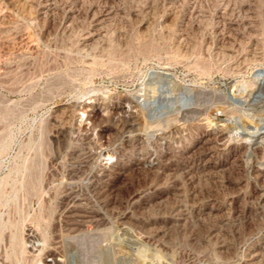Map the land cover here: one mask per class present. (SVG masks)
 Masks as SVG:
<instances>
[{"label":"rangeland","instance_id":"1","mask_svg":"<svg viewBox=\"0 0 264 264\" xmlns=\"http://www.w3.org/2000/svg\"><path fill=\"white\" fill-rule=\"evenodd\" d=\"M18 1L12 0L11 2V0H0V264H16L19 261L21 262H19V264H44L45 262H49L47 259L52 258V256L45 254V249L48 248V245H51L52 240H56V237H54L55 234L56 236L62 234L60 242L63 241L61 242V249L63 246L62 252L65 254V256H63L65 264H99V261L102 260L101 258H104V261L117 260L119 264H128V262L129 264H134L130 258L124 255L120 256L121 254L119 255L114 251H110L112 250L110 247L111 245H108L112 241L113 236H116L121 231L124 226L123 224H125L127 220V216L140 215V213H143L141 214L142 216L147 214L146 217H152L156 214L155 212L167 209L172 203L174 196H172L173 194L171 191L168 192L167 183L165 184L166 179L163 180L166 176L163 173L156 175L145 167L140 169L132 168L129 166V162H127L126 166L124 165L127 169V173L125 172L120 176L113 173L112 179L104 180L102 174L103 170L110 168V170H113L112 167H114L121 157L120 153L126 138V132L124 129L122 130V125L125 119L134 117L141 126L140 135L144 140L145 146L148 145L146 146L147 150H152L151 152L154 151L153 153L156 155L157 153L161 154L167 150L169 154H167L169 157L168 166L172 168L177 167V164L179 165L184 161L189 165L192 164L194 167L193 172H197V166H199L202 161L199 156V149L197 150L198 144L194 145V143L198 139L204 138L210 127L217 126L213 122L209 123L207 117H214V115H216L220 117L219 119H223V117L225 119L226 117L222 115V111L218 109V107L229 103L230 100H227L228 94L234 95L235 93L245 92V90L255 86L252 80L253 67L255 65L264 66L263 56L260 60H253L249 65L244 66L246 70L243 67L244 69L240 68L238 72L235 69L238 68L236 64L240 56L236 55L237 57L235 56V58L231 57V61L230 58H225L226 61L223 57V60L219 59L221 56L215 53L218 46L226 45V40L232 39L228 38V28H222L223 23L221 14L224 11L222 6L228 4V7L224 6L228 9L232 7L233 4H236L237 7L236 5L233 6V10L236 9L235 11L231 9L227 11L225 8L227 11L225 12L228 17L233 14V16H230L231 19L236 18L237 21L242 22V19H244V15H242L244 11L241 8V4L250 1L174 0L170 3V0H58L55 2L58 3L55 4V8H52L56 10H48L45 14L40 13L38 6V2L43 0H34L33 3L38 1L34 4L31 3L32 0H30L29 3L32 5L29 7L30 13L26 12L28 7L25 8L22 3ZM251 1L253 5H257V7H254L256 10L255 12L258 14L254 13L256 18L253 17V19L256 24L257 22L258 24L261 23V28L260 24H257L258 30H260L259 32L262 34H260V36L258 34V36L260 39L264 40V30L262 29L264 28V3L261 2L264 0ZM16 2L19 5H15ZM192 5H194L195 9L192 8ZM16 6H20V8L23 6L25 10L21 8L22 11L19 7L16 8ZM110 6L113 7H111L113 11L115 10L118 12L114 11L115 13L112 15V17H114L108 19L110 24L107 21V26H109V30L111 29L109 31L108 27H106L108 30L107 33H111L109 36L106 35L105 38H107V41L105 39L104 42L99 41L104 46L100 45V43H96L97 45L95 44L92 47L94 49L91 48L90 52L88 47L83 43V34L94 27L93 24L95 23V19L104 14ZM32 7L36 8L32 9ZM197 8H199V10ZM238 10L241 11L239 12ZM200 12L202 14H200ZM27 13L30 14L31 17L27 15ZM239 14L242 16H239ZM42 15H44V17ZM92 15L95 16L93 17ZM241 17L243 18L241 19ZM74 22H76V25L78 23V25L76 26ZM69 25H72V29L77 30H72V32H70V28L68 27L71 26ZM203 27L205 28L201 31ZM184 28H187V31L189 30V34ZM82 29L84 30L82 31ZM243 30L246 31L245 28H239L237 38L239 40L242 39L240 41L243 46H247L249 43L247 39L248 36ZM46 32L50 35H47ZM65 32L70 34L67 35ZM119 33L121 34L119 35ZM221 33H223L222 37H219ZM44 35H47V37H45L48 39H46ZM183 35L186 36V38ZM224 35L225 37H223ZM241 35L243 37H241ZM120 36H122V38ZM181 36H183L184 39ZM188 36H190V38ZM188 38L191 40L192 44L196 43L193 45H196L197 48L191 47L192 44L188 42L190 41ZM178 39L182 42L187 39V41H184L185 44L181 42L185 45L182 46V51L188 49H184V47H189L188 50L184 51L186 54H183L186 58H183L182 55V57L177 55L179 59H176V52L171 56L173 52H170L173 51V49L175 51V45ZM222 39L224 40L223 42ZM260 39L258 40L260 41ZM150 40L153 41L151 42ZM262 40L259 42V46H261L260 44L262 43V49L264 51V42H262ZM159 41H161V43ZM220 41L222 43L221 45ZM198 42L201 44L204 42V46L201 47V44L199 43V45ZM154 43L157 45H153ZM172 45L175 47L173 48ZM166 46L168 48L171 46V51H169ZM103 47L107 48L104 49ZM150 47L156 50V52ZM206 47H209L207 48L208 50L202 53L203 50H206ZM199 49L202 50L201 53ZM150 50L153 52L151 53ZM205 55H207L206 58ZM204 67H206V70ZM153 87L154 90L152 89ZM197 91L200 92V95L198 94V96L194 98V102H197L193 105V113L192 111L186 112L182 109L183 107H181L180 102H183L181 100L186 98L187 95L197 93ZM148 98H150V100ZM90 100L91 103H88ZM151 100H153V102H150V104L149 101ZM65 108L71 109L66 110ZM89 112L92 114L91 119L87 118ZM257 112L263 115L264 108L258 107ZM54 114L58 115L55 116ZM59 115H61L62 118ZM71 118L74 121H71ZM56 121L58 122L56 123ZM67 122H71L72 124H67ZM120 123H122V125ZM222 123L223 121H220V124ZM58 126L61 130H59ZM118 128L122 131L118 130ZM106 150L110 151L109 153L111 156H109ZM228 150L229 148L220 149L218 155L224 157L227 155ZM104 151H106L107 154ZM87 162H89V164ZM85 163L88 165L87 167ZM249 168L248 166L247 169ZM243 171L245 172L246 168H232V172L228 171L229 173H226V180L232 179L233 190L239 187V185L234 182L237 181L235 175L238 178H244L245 181H243L244 183H242V186L245 189L249 188L248 190H251L254 187V179L248 176L247 171V175L244 176L246 172L244 173ZM76 172L78 174L75 176ZM112 172H114V170ZM152 173L154 175V180L153 178L151 179L153 176ZM148 174H150L149 177ZM239 174H241V176ZM72 176H75V179ZM97 177H99L98 180ZM195 177H199L197 181H199L200 178L202 179L199 181V186L196 184V178H194V181L190 179H186V181L183 180L184 182L181 180L178 181V183L187 182V184H183V187L185 185V190L189 188L185 191V194H187V196L189 195V200H194L195 198V203L191 206L188 214L189 218L185 224L182 225H185L184 228L179 226L177 229L175 227L170 230L171 235L174 233L173 236L170 235V240H175V245L172 243L173 241H170L175 251L174 254L172 249V256L176 255V258H178L184 255V257L181 256L183 260L181 259L179 264L187 263L188 261L186 260L191 262V260L195 258L191 256L193 255V248L195 251L202 249L203 244H205L203 241L206 242L207 240L205 246L207 247L209 244L208 247H211L207 249L218 251L222 256H226L230 251L227 252L225 250L226 253L223 249L220 250L218 245L221 237H223L222 234L226 239L227 237L229 239L232 237L231 241L229 239H227V241L229 244H233L240 241L245 236L246 232L254 228L253 222L246 216V213L244 214L243 211V213H241L240 211L232 209L235 213H232V215L234 214L232 216L233 218H231L232 221L231 219L228 220V223L224 225L222 230H218V225L221 220L216 216L206 213V210L209 212L210 205L212 204L211 201L213 198L221 195L225 188L221 185L222 183L220 181L218 182V180L212 177L206 176V179L209 178L208 180L203 178L205 176L202 177L199 176V174H196ZM150 181L151 183H149ZM152 181H157L154 187ZM146 183H148V185H146ZM245 183L246 185H244ZM157 185H160V187L156 188ZM190 185L192 188L194 186V188L192 189ZM142 188L149 189V192L145 197L139 198L138 193L143 190ZM153 188L155 190H153ZM68 189L73 190L69 191ZM99 189H101V191ZM198 189L200 191H198ZM222 189L223 191H221ZM196 191L203 193L204 197H206L204 198L202 194L199 193L197 195L194 194ZM66 192L68 193L66 194ZM74 192L76 194H74ZM68 194H74L78 198L82 197L84 201V205L82 206L85 208L88 207L87 209H92V207L95 209L94 207L98 206H100L98 208H104L107 204L103 210L106 209L107 212L110 211L108 213L110 217L107 215L104 218L105 220L108 217L107 221L98 220L99 222L96 221V224L94 222H92V224L89 221L88 223L91 224L89 225L86 222L85 226L87 227H85V230L87 231H85L83 227V232L80 230V232L77 231L79 233H71L72 231L70 232L65 228L66 231H68L66 232L64 226L68 218V209L64 202L66 201L65 199L68 198ZM168 195L171 196L169 197ZM194 195L195 197H193ZM103 196H105V198ZM84 197L87 202H85L86 200ZM100 197L101 200H98ZM197 197L199 198L198 200ZM170 199H172L170 201L171 203L167 206L168 201L166 200ZM152 202L157 206L159 205L158 207L162 209L157 208ZM96 204L97 206H95ZM233 206H237V203H234V205L232 204V208ZM107 207L109 208L107 209ZM149 207L150 211L153 210L152 213H150ZM113 208L115 210H112ZM236 210H239V208ZM120 211L125 212L122 214ZM236 214L237 216H235ZM196 216L199 217L197 218ZM211 217L219 221L217 222L215 219L214 221ZM100 221L102 222L101 224H99ZM238 221L241 223L238 224ZM244 221H246V223ZM58 223L61 225L59 226ZM105 223L107 225H105ZM98 224L100 227H103L100 229ZM190 224H193V226H189ZM92 225L95 227V230ZM153 225H156V223ZM147 226L150 227V225ZM236 226L238 227V231ZM28 227L32 229L35 227V233L39 237L37 243H42L44 247L40 251L36 250L37 254L34 251L40 258L39 256L37 258L34 254L36 258L34 259L33 254L29 253L31 248H33L31 242H27L25 245L22 240L21 242L23 243L20 244V238L27 231ZM41 227H43V234H47L46 239L44 236V239L41 237L43 235L41 234ZM57 227L59 230L62 228L63 233H60L59 230L56 229ZM182 229H184L183 232ZM216 231L220 232L217 233ZM239 231L241 233L240 236H238ZM69 232L71 233L70 235ZM176 232L178 234H175ZM221 232L224 233L221 234ZM77 234L80 235L78 236ZM234 234L236 235L234 236ZM109 236L110 239L108 241L107 239ZM64 239L66 240L64 241ZM179 239L180 241L178 242L177 240ZM43 240L45 241L44 244ZM184 244L185 246H183ZM27 245L28 247L31 245V247H29L30 249L26 247L28 248L26 249L28 252H26V250L22 252L21 248H25ZM107 248H110V250ZM190 249L191 251H189ZM180 252L184 253L181 254ZM28 253L29 255H27ZM122 258H126L127 260H123ZM16 260H18V262ZM129 260H131V262Z\"/></svg>","mask_w":264,"mask_h":264},{"label":"bare ground","instance_id":"2","mask_svg":"<svg viewBox=\"0 0 264 264\" xmlns=\"http://www.w3.org/2000/svg\"><path fill=\"white\" fill-rule=\"evenodd\" d=\"M14 1V0H13ZM18 1V0H17ZM22 5L26 8V12H29V7L32 6L30 5L29 1L30 0H19ZM18 1V2H19ZM34 0H32L31 3H33ZM58 0H43L41 2H38V6H39V9H40V13H44L48 10H53L55 8V4H58V3H55L57 2ZM76 1V0H75ZM174 0H170V3L173 2ZM183 1V0H182ZM188 1V0H187ZM192 1V0H190ZM230 2V0H228ZM244 1V0H243ZM247 1V0H246ZM250 2H246V3H242V9H243V14L244 15V19H242L243 17H241V19L243 20L242 22H239L235 19H231L230 16L233 14H231L229 17L227 16V11L228 9H231L232 11H235L233 10V6H235L234 4L232 5V7H229L228 9L224 6H227V5H224L222 6L224 9L223 13L221 14V20H222V23H223V26L222 28H228V38L231 39V40H226V45H223V46H218V49L217 51H215V53H217L218 55L221 56V58H218L219 59H222V57L225 59V58H230V61H231V57L235 58L236 55L240 56L237 64H236V67H238L237 70L238 72L240 70V68H243L244 66L246 65H249V63L253 60H260L264 54H263V47H262V43L260 44L261 46H259V42L262 40L260 39V30H258V22L256 24L255 20L253 19V17H255L254 13H257L255 12V7H257V5H253V2L251 0H249ZM255 1V0H253ZM261 1V0H259ZM12 2V0H11ZM36 2V1H35ZM34 2V3H35ZM36 2V3H37ZM169 2V1H168ZM176 2V1H175ZM195 2V1H194ZM227 2V1H226ZM233 2V1H231ZM264 3V1H261ZM33 3V4H34ZM112 3V2H111ZM168 3V4H170ZM191 3V2H190ZM200 3V2H199ZM224 3V2H223ZM234 3V2H233ZM241 3V1H240ZM239 3V4H240ZM262 3V4H263ZM15 4V3H13ZM18 3L16 2L15 5H17ZM167 4V5H168ZM175 4V3H174ZM186 4V3H185ZM188 4V3H187ZM196 4V3H195ZM225 4V3H224ZM230 4V3H229ZM12 5V4H11ZM19 5V4H18ZM82 5V4H81ZM113 5V4H112ZM121 5V4H120ZM14 6V5H13ZM23 6H21V8H23ZM116 6V5H115ZM152 6V5H151ZM173 6V5H172ZM194 8V5H192ZM197 6V5H196ZM230 6V5H229ZM264 6V5H263ZM20 6H16V8ZM37 7V6H36ZM34 7V8H36ZM71 7V6H70ZM69 7V8H70ZM81 7V6H80ZM112 6H110L109 9H107L106 12H104V14L102 15H98L99 17H97L95 19V23L93 24L94 27L91 29V30H87L84 34H83V43L85 46L88 47V49L90 50L96 43H100V42H104V39L106 40L107 38L106 35L109 36V34L111 32H109V34L107 33L108 30H109V26H107V21L108 19L113 18L112 15L117 12V11H113L111 9ZM117 7H118V4H117ZM200 7V6H199ZM228 7V6H227ZM237 7V5H236ZM20 8V9H21ZM25 8H23L25 10ZM32 7V9H34ZM53 8V9H52ZM74 8V7H73ZM77 8V7H76ZM113 8V7H112ZM151 8V7H150ZM172 8V7H171ZM225 8L227 9V11L225 10ZM19 9V11H20ZM31 9V8H30ZM31 9V10H32ZM72 9V8H71ZM149 9V7H148ZM195 9V8H194ZM199 10V8H197ZM240 9V8H238ZM241 9V10H242ZM22 10V9H21ZM56 10V9H55ZM53 10V11H55ZM78 10V9H77ZM192 10V9H191ZM197 10V11H198ZM240 10V11H241ZM23 11V10H22ZM37 11V9H36ZM35 11V12H36ZM226 11V12H225ZM231 11V12H232ZM239 11V10H238ZM239 11V12H240ZM258 11V10H257ZM33 12V11H32ZM31 12V14H32ZM196 12V11H195ZM194 12V14H195ZM202 12V11H201ZM200 12V14H202ZM237 12V11H236ZM30 13V12H29ZM47 13V12H46ZM118 13V12H117ZM190 13V12H189ZM230 13V12H229ZM264 13V12H263ZM49 14V12H48ZM46 14V15H48ZM51 14H52V11H51ZM238 14V13H237ZM239 14V16L241 15ZM258 14V13H257ZM262 14V13H261ZM27 15L30 16V14L27 13ZM116 15V14H115ZM125 15V14H124ZM197 15V13H196ZM218 15V14H217ZM236 15V14H235ZM241 15V16H242ZM44 17V15H42ZM76 16V15H75ZM93 17L95 15H92ZM120 16V15H119ZM192 16V15H191ZM237 16V15H236ZM31 17V16H30ZM73 17V16H72ZM80 17V16H79ZM122 17V16H121ZM198 17V15H197ZM238 17V16H237ZM35 18V17H34ZM240 18V17H239ZM256 18V17H255ZM33 19V18H32ZM72 19V18H71ZM74 19V17H73ZM128 19V18H126ZM199 19V18H198ZM206 19V18H205ZM238 19V18H237ZM189 20V19H188ZM196 20V19H195ZM219 20V19H218ZM217 20V21H218ZM240 20V19H239ZM43 21V20H42ZM72 21V20H71ZM117 21V20H116ZM5 22V21H4ZM77 22V21H76ZM76 22H74V24L76 25ZM110 21H108L109 23ZM115 22V21H114ZM194 22V21H193ZM197 22V21H196ZM260 22V21H259ZM69 24H71L70 22H68ZM73 23V22H72ZM90 23V22H89ZM124 23V22H123ZM187 23V22H186ZM198 23V22H197ZM202 23V22H201ZM217 23V22H215ZM220 23V22H219ZM2 24V23H1ZM5 24V23H4ZM67 24V23H66ZM65 24V25H66ZM86 24V23H85ZM110 24V23H109ZM121 24V23H120ZM182 24V23H181ZM191 24V23H190ZM260 24V28H261V23ZM258 24V25H259ZM64 25V26H65ZM68 25V24H67ZM78 25V23H77ZM76 25V26H77ZM118 25V24H117ZM125 25V24H124ZM199 25V24H197ZM222 25V24H221ZM27 26V25H26ZM63 26V27H64ZM71 27H68L70 28V32H72V30H77V29H72V25H69ZM183 26V25H182ZM187 26V25H186ZM190 26V25H189ZM204 26V25H203ZM215 26V24H214ZM217 26V25H216ZM263 26V25H262ZM43 27V26H42ZM80 27V26H78ZM77 27V28H78ZM90 27V26H89ZM106 27H108V30L106 29ZM163 27V25H162ZM185 27V26H184ZM5 28V27H4ZM81 28V27H80ZM172 28V27H171ZM183 28V27H182ZM197 28V26H196ZM201 28V27H200ZM205 27H203L201 29V31L204 29ZM239 28H245L246 31H244L246 34H247V39L249 41L248 45L247 46H243V44L241 43L240 40L242 39H238L237 38V35H238V30ZM57 29V28H56ZM63 29V28H62ZM66 29V27H65ZM87 29V28H86ZM199 29V28H198ZM264 30V28H262ZM84 29H82L83 31ZM111 30V29H110ZM109 30V31H110ZM173 30V28H172ZM171 30V31H172ZM184 30L187 31V28ZM183 30V31H184ZM216 30V29H215ZM223 30V29H222ZM115 31V30H114ZM182 31V32H183ZM189 31V30H188ZM187 31V33L189 34V32ZM200 31V30H199ZM220 31V30H219ZM259 33H258V32ZM49 32V31H47ZM46 32V33H47ZM61 32V31H60ZM64 32V31H63ZM69 32V31H68ZM78 32V31H76ZM160 32V31H159ZM170 32V31H169ZM178 32V30H177ZM181 32V33H182ZM222 32V31H221ZM242 32V31H241ZM50 33V32H49ZM49 33H47V35H50ZM66 33V32H65ZM83 33V32H82ZM113 33V32H112ZM143 33V32H142ZM147 33V32H146ZM176 33V32H175ZM180 33V34H181ZM184 33V32H183ZM186 33V34H187ZM52 34V33H51ZM61 34V33H60ZM67 35H69L68 33H66ZM76 34V33H75ZM121 33H119L120 35ZM222 34L221 33V36L219 37H222ZM245 34V35H246ZM259 34V36H258ZM47 35H44V37ZM66 35V36H67ZM147 35V34H146ZM160 35V34H159ZM173 35V34H172ZM216 35V33H215ZM244 35V34H243ZM262 35V34H261ZM107 36V37H108ZM145 36V35H144ZM167 36V35H166ZM177 36V35H176ZM184 36V35H183ZM183 36H181L183 38ZM206 36V35H205ZM204 36V37H205ZM232 36V37H231ZM45 37V38H46ZM49 37V36H48ZM69 37V36H68ZM67 37V38H68ZM122 38V36H120ZM123 37H124V34H123ZM147 37V36H146ZM172 37V36H171ZM186 38V36H184ZM190 38V36H188ZM201 37V36H200ZM218 37V38H219ZM225 37V35L223 36ZM227 37V36H226ZM239 37V36H238ZM241 37H243L241 35ZM259 37V38H258ZM82 38V37H81ZM176 38V37H174ZM188 38V39H189ZM191 38H192V35H191ZM194 38V37H193ZM210 38V37H209ZM217 38V39H218ZM48 39V38H46ZM145 39V38H144ZM151 39V38H150ZM161 39V38H160ZM184 39V38H183ZM182 39V40H183ZM216 39V40H217ZM246 39V40H247ZM260 39V41L258 40ZM109 40V39H108ZM143 40V39H142ZM148 40V38H147ZM154 40V39H153ZM152 40V41H153ZM158 40V39H157ZM176 40V39H175ZM187 41V39H185ZM184 40V41H185ZM190 40V39H189ZM198 40V38H197ZM245 40V39H244ZM55 41V40H54ZM66 41V40H65ZM75 41V40H74ZM100 41V42H99ZM107 41V40H106ZM114 41V40H113ZM140 41V40H139ZM151 41V40H150ZM151 41V42H152ZM174 41V40H173ZM184 41L182 42L181 40L178 39V41L176 42V48H175V51L173 49V51L170 50V48H167L169 49V51H171L170 53L171 56L174 54V52H176V59L178 58L177 55L179 56H183V54H186V52H184L185 50H188L189 47H184L185 48H188V49H183L184 51H182V46H185L183 45L182 43H184ZM194 41V40H193ZM224 40L222 39V42ZM76 42V41H75ZM148 42V41H147ZM149 42V43H151ZM157 42V41H156ZM161 43V41H159ZM182 42V43H181ZM189 43L191 42L188 41ZM187 42V44H188ZM228 42V43H227ZM245 42V41H244ZM262 42H264V40H262ZM82 43V42H81ZM108 43V42H107ZM115 43V42H114ZM142 43V41H141ZM200 42H198L199 44ZM204 43V42H203ZM202 43V44H203ZM209 43V42H208ZM216 43V42H215ZM214 43V44H215ZM116 44V43H115ZM146 44V43H145ZM152 44V43H151ZM172 44V42H171ZM175 44V43H174ZM173 44V45H174ZM185 44V43H184ZM186 44V45H187ZM192 44V42H191ZM190 44V45H191ZM193 44H196V43H193ZM191 45L192 48L196 47V45ZM201 44V43H200ZM199 44V45H200ZM201 44V47L204 46V44L202 45ZM218 44V42H217ZM221 41H220V45H221ZM83 45V46H84ZM97 45V44H96ZM100 45L104 46L103 44L100 43ZM99 45V46H100ZM114 45V44H113ZM142 45V44H141ZM155 45V43L153 44ZM152 45V46H153ZM157 45V44H156ZM155 45V46H156ZM168 45V44H167ZM172 45V47H173ZM219 45V44H218ZM264 45V44H263ZM82 46V45H81ZM98 46V47H99ZM160 46V45H159ZM174 46V47H175ZM189 46V44H188ZM216 46V45H215ZM86 47V48H87ZM108 47V45H107ZM107 47H103L104 49H106ZM149 47V45H148ZM173 47V48H174ZM96 48V47H95ZM110 48V47H109ZM116 48V47H115ZM152 50L153 48L150 47ZM156 48V47H154ZM197 48V47H196ZM195 48V49H196ZM200 48V46H199ZM209 47H206V50H200V53H204V51H207ZM84 49V48H83ZM94 49V48H92ZM101 49V47H100ZM143 49V48H142ZM166 49V48H165ZM167 49V50H168ZM191 49V48H190ZM81 50V49H80ZM87 50V49H86ZM98 50V49H97ZM114 50V49H113ZM159 50V48H158ZM93 51V50H92ZM100 51V50H99ZM98 51V52H99ZM151 51V50H150ZM156 52V50H153ZM151 51V53L153 52ZM196 51V50H195ZM198 51V50H197ZM91 52V50H90ZM97 52V51H96ZM154 52V53H155ZM183 52V53H182ZM188 52V51H187ZM108 53V52H107ZM190 53V51H189ZM199 53V54H200ZM208 53V52H207ZM212 53V52H211ZM61 54V53H60ZM101 54V53H99ZM116 54V52H115ZM146 54V53H145ZM188 54V53H187ZM214 54V52H213ZM216 54V55H217ZM147 55V54H146ZM170 55V54H169ZM191 55V54H190ZM197 55V54H196ZM201 55V54H200ZM181 56V57H182ZM202 56V55H201ZM204 56V54H203ZM207 55H205V58H206ZM170 57V56H169ZM174 57V56H173ZM174 57V58H175ZM186 58V56H183V58ZM188 57V56H187ZM191 57V56H189ZM215 57V56H214ZM217 57V56H216ZM237 57V56H236ZM172 58V57H171ZM201 58V57H200ZM199 58V59H200ZM204 58V57H203ZM204 58V59H205ZM179 59V58H178ZM202 59V58H201ZM175 60V59H174ZM186 60V59H185ZM203 60V59H202ZM223 60V59H222ZM226 60V59H225ZM177 61V60H176ZM179 61V60H178ZM181 61V59H180ZM184 61V60H182ZM220 61V60H219ZM227 61V60H226ZM233 61V60H232ZM222 62V61H221ZM31 63V62H30ZM232 63V62H231ZM264 63V62H263ZM187 64V63H186ZM202 64V63H201ZM220 64V63H219ZM262 64V63H261ZM28 65V64H26ZM208 65V64H207ZM206 65V67H207ZM234 65V64H233ZM193 66V65H192ZM235 66V65H234ZM251 66V65H250ZM256 66V65H255ZM253 67V72H252V80L254 81L255 83V86L251 87L250 89H247L245 90V92H239L238 94L235 93L234 95H231V94H228V99L227 100H230L228 104H223V105H220L218 107V109H220L222 111V115L225 116L226 118L224 119H219L220 117L219 116H216L214 115L213 116H208V121L209 123L213 122L214 124H216L217 126H213V127H210L208 130H207V134L204 138H201V139H198L194 145L198 144L197 145V150L199 149V156L201 158V164L199 166H197V172H193L194 170V167L191 165H189L187 162H182L181 164H177V167H170L168 166V160H169V157H168V151H164L162 152L161 154H158L157 155L153 152H151L152 150H147L146 149V145L144 144V140L142 138V136L140 135V130H141V126L140 124L136 121V119H134V117H128L127 119H125L124 121V124L122 125V123H120L123 128L122 130L124 129L125 132H126V138H125V143H124V146L121 150V153H120V159L118 157V161L117 163L114 165V167H112V169L114 170V172H112L113 170H110V169H104L103 170V177H104V180H109L110 178L112 179V174L113 173H116L117 175H123L125 172H126V168L124 167V165L126 166L127 162L130 163L129 166H131L132 168H148V170L152 171L153 173H155L156 175L158 174H161L163 173L166 178H163L166 179V182L165 184L167 183V188H168V192L171 191V193L173 194L172 196H174V199L172 201V203L170 202L172 199L170 200H166L168 201L167 203V206L169 203L170 206L167 207V209L165 210H160V211H157L155 212L156 214H154V216H150V217H146V215L142 216L141 214L143 213H140V215H129L127 216V220L125 221V224H123L124 226L122 227L121 231L116 235V236H113V239L112 241L109 243L108 246L111 247L112 250H110V248H107L108 250L110 251H114L115 253H118L120 256L124 255L125 257H128L132 260V262L134 264H179L181 259L183 260L182 257H184V255H181V256H177L178 258H176V255L172 256V249H173V253L175 252L174 251V246L172 247V243H174L175 245V240H170V230L172 228H175L177 229V227L179 226H182L183 224H185V222L188 220V214L190 212V208L191 206L194 205L195 203V198L194 200H189L190 197L189 195L187 196V194H185V190L184 187H183V184H187V182L183 183L186 179H190L191 181H194V178L196 174H199V176H205L203 178H207L206 176L208 177H212L213 179H216L218 180V182L220 181L222 184V186L225 188L224 191L223 189L221 191H223V193L215 198H213V200L211 201L212 204L210 205V210L209 212H207L206 210V213H209L210 215L212 216H216L217 218H219L221 221L219 223V229L218 230H222V228L224 227L225 224L228 223V220H230L231 218H233L232 216L235 214L233 210L235 211H240L241 213L244 212V214L246 213V216L250 218V220L253 222V226L254 228L252 230H250L249 228V232H246L245 233V236H244L240 241H238L237 243H231L229 244V242L227 241V239H229L222 234L224 232H221L222 236L221 239H220V243L218 244L219 247H220V250L223 249L224 251L226 250L227 252H229V254L227 253L226 256H222L221 253L219 254L218 251H215V250H210V249H207L209 248L208 245L207 247L205 246L206 242L208 241H203V248L202 249H198L197 251L192 250V254L191 256L195 257L191 260V262L189 260H186L188 261L187 263H183L184 264H264V114H259L257 112V108L260 107V108H264V66H256V67ZM203 67V66H202ZM206 67H204V69L206 70ZM27 68V67H26ZM245 68V67H244ZM243 68V69H244ZM246 70V68H245ZM236 71V72H237ZM243 71V70H241ZM235 72V71H234ZM248 81V80H246ZM245 82V80H244ZM243 82V83H244ZM241 83V82H240ZM252 83V82H251ZM245 84L247 85V83L245 82ZM253 85V84H252ZM167 86H170V85H167ZM245 86V85H244ZM148 87V86H147ZM246 87V86H245ZM248 87V86H247ZM183 88V87H182ZM185 88V87H184ZM147 89V88H146ZM154 90V87L152 88ZM169 90V89H168ZM187 90V89H186ZM191 90V89H190ZM171 92V91H170ZM184 92V91H183ZM187 92V91H186ZM192 92V91H191ZM153 93V92H152ZM190 93V92H189ZM188 94V93H186ZM198 94L200 95V92L197 91V93H192L190 95H187L186 98L184 97H181V98H184L182 99L181 101L183 102H180L181 104V107H183L182 109H184L186 112H190L192 111L194 108V103L197 102L195 101L194 102V98H196L198 96ZM139 95V94H138ZM140 96V95H139ZM150 96V95H149ZM154 96V95H153ZM180 98V99H181ZM150 100V98H148ZM155 99V98H154ZM157 100V99H156ZM196 100V99H195ZM155 101V100H154ZM163 101V100H162ZM179 101V100H178ZM152 103L153 100L149 101V103ZM177 102V101H176ZM88 103H91V100L88 101ZM150 103V104H151ZM160 103V102H159ZM178 103V102H177ZM156 104V103H155ZM179 104V105H180ZM157 105V104H156ZM73 106V105H72ZM73 107H76V106H73ZM66 109V108H65ZM69 109V108H67ZM66 109V110H67ZM71 109V108H70ZM69 109V110H70ZM74 109V108H72ZM82 109V108H81ZM63 110V109H62ZM262 110V109H261ZM73 111V110H72ZM90 111V110H89ZM70 112V111H69ZM84 112V111H83ZM260 112V111H259ZM63 113V112H62ZM193 113V111H192ZM55 115V114H54ZM58 115V114H56ZM55 115V116H56ZM72 115V114H71ZM78 115V114H77ZM76 115V116H77ZM128 115V114H127ZM131 115V113H130ZM137 115V114H136ZM184 115V114H183ZM53 116V117H55ZM61 117V115H59ZM75 116V117H76ZM80 116V115H79ZM73 117V118H75ZM94 117V116H93ZM186 117V116H185ZM59 118V117H58ZM62 118V117H61ZM60 118V119H61ZM65 118V117H64ZM63 118V120H64ZM80 118V117H79ZM78 118V119H79ZM82 118V117H81ZM87 118H92V114L89 112L87 114ZM59 119V120H60ZM77 119V118H76ZM95 119V117H94ZM93 119V120H94ZM121 119V118H120ZM55 120V119H54ZM57 120V118H56ZM73 119L71 118V121ZM80 120V119H79ZM67 121V120H66ZM74 121V120H73ZM123 121V120H122ZM220 121H223L222 124H220ZM51 122V121H50ZM53 122V121H52ZM58 121H56L57 123ZM76 122V120H75ZM94 122V121H93ZM65 123V122H64ZM68 123H71V122H67ZM77 123V122H76ZM116 123V122H115ZM53 124V123H51ZM61 124V122H60ZM72 124V123H71ZM74 124V123H73ZM117 124V123H116ZM119 124V125H120ZM54 125V124H53ZM52 125V126H53ZM56 125V124H55ZM59 125V123H58ZM120 125V126H121ZM219 125V126H218ZM62 126V125H60ZM66 126V125H65ZM63 126V127H65ZM119 126V127H120ZM121 126V127H122ZM211 126V125H210ZM55 127V126H54ZM59 127V126H58ZM62 127V128H63ZM120 127V128H121ZM76 128V127H75ZM208 128V127H207ZM64 129V128H63ZM59 130L60 127H59ZM118 130H121L118 128ZM121 130V131H122ZM63 131V130H62ZM80 131V130H79ZM67 132V131H65ZM61 134V133H60ZM65 134V133H64ZM62 135V134H61ZM60 137V136H59ZM64 137V136H63ZM122 137V136H120ZM174 137V136H173ZM167 138V137H166ZM146 141V140H145ZM158 142V141H157ZM97 143V142H96ZM163 143V142H162ZM94 144V143H93ZM121 146V145H120ZM162 146V145H161ZM97 147V146H96ZM150 147V146H149ZM170 147V146H169ZM172 147V146H171ZM105 148V147H104ZM148 148V147H147ZM226 148H229L228 150V153L226 156L222 157V156H219L218 155V151L220 149H226ZM121 149V148H120ZM175 149V148H174ZM86 151V150H85ZM107 151V150H106ZM104 151L106 154L108 152L109 156H111V154L109 153L110 151ZM117 152V151H116ZM120 152V151H119ZM192 152V151H191ZM196 152V151H195ZM168 154V155H167ZM221 154V152H220ZM118 155V154H117ZM172 155V154H171ZM80 156V155H78ZM100 156V155H99ZM86 157V156H85ZM116 157V156H115ZM81 159V158H80ZM171 160V159H170ZM89 164V162H87ZM54 165V164H53ZM86 165V163H85ZM52 166V165H51ZM88 165H86L87 167ZM112 166V165H111ZM250 167L249 169H247V167ZM54 167V166H53ZM81 167V165H80ZM85 167V168H86ZM106 168V167H105ZM232 168H236V169H244L246 168V171L248 172V176H251L254 181H255V185L254 187L251 189V190H248L249 188L245 189L242 185V183H244L243 181L244 178H241V177H237L235 175V179L237 178V181H234L235 183H237V185H239V187L237 189H232V179L230 180H226V173L228 171H231L232 172ZM84 169V168H83ZM102 169V168H101ZM74 170V169H73ZM87 170V168H86ZM142 170V169H141ZM75 171V170H74ZM84 171V170H82ZM100 171V169H99ZM132 171V170H131ZM146 171V170H145ZM149 171V172H150ZM242 171V170H241ZM245 171V172H246ZM101 172V171H100ZM230 172V173H231ZM244 172V171H243ZM241 172V173H243ZM244 172V173H245ZM247 172L246 174H242L244 176L247 175ZM75 173V172H74ZM80 173V171H79ZM98 173V172H97ZM127 173V172H126ZM152 173V175H153ZM229 173V172H228ZM78 173L76 172L75 176L77 175ZM151 174V173H150ZM148 174V177L149 175ZM72 175V174H71ZM74 175V174H73ZM82 175V174H81ZM155 175V176H156ZM232 175V173H231ZM234 175V174H233ZM238 175V173H237ZM241 176V174H239ZM52 176V175H51ZM74 176V177H75ZM100 176V175H99ZM162 176V175H161ZM163 176V177H165ZM243 176V177H244ZM73 177V176H72ZM73 177V178H74ZM158 177V176H157ZM233 177V176H231ZM153 178L154 180V175L151 177V179ZM159 178H162V177H159ZM199 178V177H198ZM198 178H196V181L198 180ZM75 179V178H74ZM99 179V177H97V180ZM158 179V178H157ZM201 179V178H200ZM199 179V181H200ZM209 179V178H208ZM206 179V180H208ZM248 179V178H247ZM246 179V180H247ZM250 179V178H249ZM252 179V180H253ZM101 180V179H100ZM103 180V179H102ZM156 180V179H155ZM183 181V182H179L178 181ZM202 180V179H201ZM211 180V179H210ZM215 180V181H216ZM199 181H197V185L200 184ZM203 181L205 182V180L203 179ZM212 181V180H211ZM249 181V180H248ZM248 181H247V186H248ZM48 182V181H47ZM94 182V181H93ZM96 182V181H95ZM98 182V181H97ZM157 181H152V185L154 187V184L156 183ZM202 182V181H201ZM214 182V181H213ZM250 182V181H249ZM33 183V182H32ZM151 183V181L149 182ZM160 183V182H159ZM208 183V182H207ZM251 183V182H250ZM253 183V182H252ZM100 184V183H99ZM106 184V183H104ZM195 184V183H194ZM193 184V185H194ZM195 184V185H196ZM95 185V184H94ZM146 185H148V183H146ZM192 185V186H193ZM246 185V183L244 184ZM93 186V185H92ZM188 186V185H186ZM199 186V185H198ZM218 186V185H217ZM220 186V185H219ZM235 186V185H234ZM144 187V186H143ZM152 187V186H151ZM160 185H157L156 188H159ZM191 187V185H190ZM221 187V186H220ZM48 188V187H47ZM64 188V187H63ZM93 188V187H92ZM95 188H96V185H95ZM106 188V187H105ZM192 188V187H191ZM194 188V186H193ZM192 188V189H193ZM196 188V187H195ZM216 188V187H215ZM103 189V188H102ZM143 189V188H142ZM161 189V188H160ZM221 189V188H220ZM69 190V189H68ZM67 190V191H68ZM73 189H70L69 191H71ZM80 190V189H79ZM94 190V189H93ZM101 191V189H99ZM106 190V189H105ZM140 190V189H139ZM152 190V189H151ZM153 190H155L153 188ZM191 190V189H190ZM189 190V192H190ZM98 191V190H96ZM103 191V190H102ZM138 191V190H137ZM194 191V190H193ZM198 191H200L198 189ZM202 191V190H201ZM73 192V191H72ZM99 192V191H98ZM97 192V193H98ZM105 192V191H104ZM149 192V189H143L142 191H140L138 194H139V198H143L145 197ZM152 192V191H151ZM188 192V193H189ZM197 192V191H196ZM194 193V194H198L199 192L197 193ZM65 193V192H64ZM68 192H66L67 194ZM96 193V192H95ZM101 193V192H100ZM154 193V192H153ZM187 193V192H186ZM217 193V192H215ZM44 194V193H43ZM74 194H76L74 192ZM74 194H68V198L65 199L63 202L65 203V206L67 207L68 209V218H67V221H65L66 223V227L64 226V230L66 231V229H68L71 233L73 232H77L81 230V232H83L82 228L85 230V226L86 225V222L88 223L89 221L92 223V222H96L98 220H104V218L108 215L109 216V212L105 210H103L106 206L103 208H98V207H94L95 209H87L85 207H83L82 205H84V201H83V198H78L76 197V195ZM152 194V193H151ZM199 194H202V196L204 197V194L203 193H199ZM78 195V194H77ZM83 195V194H82ZM99 195V194H97ZM104 195V194H103ZM64 196V195H63ZM105 196L107 197V195L105 194ZM105 196H103L105 198ZM169 197L171 195H168ZM201 196V195H200ZM208 196V195H207ZM210 196V195H209ZM215 196V194H214ZM85 197H88V196H85ZM84 197V198H85ZM102 197V198H103ZM113 197V196H112ZM195 197V195L193 196ZM206 197V196H205ZM204 197V198H205ZM212 197V195H211ZM90 198V197H89ZM88 198V199H89ZM96 198V197H95ZM108 198V197H107ZM168 198V197H167ZM101 200V197L98 198V200ZM137 199V198H136ZM146 199V198H145ZM162 199V198H161ZM165 199V198H164ZM199 198L197 197V200ZM208 199V198H207ZM86 200V198H85ZM109 200V199H108ZM142 200V199H141ZM149 200V199H148ZM203 200V199H202ZM201 200V201H202ZM44 201V200H43ZM89 201V200H88ZM92 201H95V200H92ZM110 201V200H109ZM135 201V200H133ZM140 201V200H138ZM150 201V200H149ZM164 201V200H163ZM87 202V200L85 201ZM91 202V201H90ZM136 202V201H135ZM165 202V201H164ZM95 203V202H94ZM100 203V202H99ZM132 203V202H131ZM130 203V204H131ZM153 203V202H152ZM151 203V204H152ZM234 203H237V206H233L232 208V204L234 205ZM43 204V203H42ZM88 204V203H87ZM146 204V203H144ZM165 204V203H164ZM86 205V204H85ZM94 205V204H93ZM105 205V204H104ZM115 205V204H114ZM153 205H155L153 203ZM162 205V204H161ZM166 205V204H165ZM164 205V206H165ZM197 205V203H196ZM205 205V204H204ZM87 206V205H86ZM89 206V205H88ZM97 206V204L95 205ZM157 206V205H155ZM154 206V207H155ZM159 206V205H158ZM157 206V208H159ZM91 207V206H90ZM117 207V206H116ZM153 207V208H154ZM163 207V206H162ZM97 208V209H96ZM109 207H107L108 209ZM156 208V209H157ZM202 208V207H201ZM200 208V209H201ZM239 210H236L238 209ZM118 209V208H117ZM125 209V208H124ZM155 209V208H154ZM159 209H162V208H159ZM65 210V209H64ZM112 210H115L114 208ZM127 210V208H126ZM158 210V209H157ZM198 210V209H197ZM205 210V209H204ZM203 210V212H204ZM149 211H150V207H149ZM148 211V212H149ZM153 211V210H152ZM152 211H150V213H152ZM192 211V210H191ZM243 211V212H242ZM64 212V211H63ZM112 212V211H111ZM119 212V211H118ZM117 212V213H118ZM122 214H124L125 211H120ZM134 212V211H133ZM139 212V211H138ZM137 212V213H138ZM239 212V213H240ZM107 213V214H106ZM116 213V212H115ZM115 213H112V214H115ZM130 213V212H129ZM205 213V214H206ZM232 213H234L232 215ZM119 214V213H118ZM135 214V213H133ZM139 214V213H138ZM204 214V213H203ZM116 215V214H115ZM195 215V214H194ZM198 215V213H197ZM208 215V214H207ZM242 215V214H241ZM60 216V215H58ZM120 216V215H119ZM193 216V215H192ZM202 216V215H201ZM200 216V218H201ZM237 216V214L235 215ZM107 217V218H108ZM197 218L199 216H196ZM195 217V218H196ZM209 217V216H208ZM240 217V215H239ZM107 218L105 219L107 221ZM212 218V217H211ZM243 218V217H241ZM191 219V218H190ZM210 219V218H209ZM213 219V218H212ZM216 220V218H214ZM213 219V220H214ZM235 219V218H234ZM59 220H62V219H59ZM104 220V221H105ZM109 220V219H108ZM192 220V219H191ZM194 220V218H193ZM206 220V219H205ZM214 220V221H215ZM238 220V219H237ZM235 220V221H237ZM240 220V219H239ZM100 221L99 224H101L102 222ZM190 221V220H189ZM199 221V220H198ZM210 221V220H209ZM212 221V220H211ZM217 221V220H216ZM219 221V220H218ZM217 221V222H218ZM232 221V219H231ZM241 221V220H240ZM249 221V220H247ZM99 222V221H98ZM110 222V221H108ZM124 222V221H123ZM246 223V221H244ZM64 223V222H63ZM107 223V222H106ZM105 223V225H107ZM156 225H153L155 224ZM188 223V222H187ZM186 223V225H187ZM241 223V222H240ZM239 221H238V224H240ZM89 224V223H88ZM93 224V223H92ZM96 224V223H95ZM98 224V225H99ZM236 224V223H235ZM38 225V224H36ZM59 225V223H58ZM56 225V226H58ZM61 225V224H60ZM59 225V226H60ZM91 225V224H89ZM147 225H150V227H148ZM152 225V226H151ZM193 226V224H190L189 226ZM30 226V225H29ZM32 226V225H31ZM63 226V225H62ZM61 226V227H62ZM93 226V225H92ZM185 226V225H184ZM184 226H182L184 228ZM233 226V225H232ZM248 226V224H247ZM33 227V226H32ZM38 227V226H37ZM103 227V226H101ZM100 225H99V228L101 229ZM106 227V226H105ZM109 227V226H108ZM112 227V226H111ZM110 227V229H111ZM180 227V228H182ZM235 227V226H234ZM237 227V226H236ZM35 228V227H34ZM34 228L32 229L31 227H28L27 231L24 233H22V239L20 238V242L23 240L24 244L26 245L27 242H31L32 243V246L33 248H31V250L29 251V253H32L33 254V258H35L34 256V251L36 252V250L40 251L42 250L44 247L42 245V243L40 244L37 243L38 240H39V237L38 235L35 233L36 230H34ZM42 228L41 227V231H42ZM63 228V227H62ZM62 228L59 230V228L57 227L56 229L59 230V232L63 233L62 231ZM66 228V229H65ZM94 230H95V227L93 226ZM26 229V228H25ZM104 229V228H103ZM109 229V228H107ZM175 229V230H176ZM186 229V227H185ZM232 229V228H231ZM240 229V228H239ZM38 230V229H37ZM56 230V231H57ZM98 230V229H96ZM174 230V229H173ZM184 229H182V232H183ZM211 230V229H210ZM87 231V230H85ZM224 231V229H223ZM237 231H238V227H237ZM241 231V230H240ZM240 231H239V234L238 236H240ZM245 231V230H244ZM247 231V230H246ZM46 232V231H45ZM54 232V231H53ZM68 232V231H66ZM65 232V233H66ZM69 232V235L71 234ZM77 232V233H79ZM112 232V231H111ZM115 232V231H114ZM175 232V231H173ZM217 232V231H216ZM215 232V233H216ZM220 232V231H218ZM217 232V233H218ZM236 232V231H235ZM44 231H42L41 234H43ZM51 233V232H50ZM113 233V232H112ZM116 233V232H115ZM172 233V232H171ZM187 233V232H186ZM214 233V234H215ZM233 233V232H232ZM53 234V233H52ZM81 234V233H80ZM79 234V235H80ZM85 234V233H84ZM174 234V233H173ZM173 234L171 236H173ZM175 234H178L177 232ZM209 234V233H208ZM220 234V236H221ZM226 234V233H225ZM228 234V233H227ZM47 234H43L41 237L42 239L43 236L45 237V239L47 238L46 237ZM65 235V234H64ZM76 235V234H75ZM78 235V234H77ZM78 235V236H79ZM82 235V234H81ZM112 235V234H111ZM216 235V234H215ZM229 235V234H228ZM236 234H234L235 236ZM53 236V235H52ZM76 236V237H78ZM177 236V235H176ZM206 236V235H205ZM230 236V235H229ZM232 236V235H231ZM56 240L53 241L52 240V243L51 245H48V248L45 249V254L47 255H51L52 258H49L47 259L49 262H45V263H48V264H65L64 263V259H63V256H65V254H63L64 252L63 251V246H62V249H61V241L60 242V239L62 238V234L56 236ZM74 237V236H72ZM84 237V235H83ZM175 237V236H174ZM173 237V239H174ZM179 237V235H178ZM237 237V236H236ZM66 238V237H64ZM112 238V237H111ZM177 238V237H175ZM214 238V237H213ZM18 239V238H17ZM51 239V238H49ZM110 239V236L109 238L107 239L109 241ZM192 239V238H191ZM195 239V238H194ZM198 239V238H197ZM209 239V238H208ZM216 239V238H215ZM41 240V239H40ZM66 239H64L65 241ZM200 240V238H199ZM210 240V239H209ZM218 240V239H217ZM230 241L232 240V237H230L229 239ZM234 240V239H233ZM18 241V240H16ZM44 241V240H43ZM170 241H173L172 243ZM178 242L180 241L177 240ZM184 241V240H183ZM197 241V240H196ZM23 242H21L20 244H22ZM42 242V241H41ZM177 242V243H178ZM185 242V241H184ZM211 242V240H210ZM233 242V241H232ZM45 243V241L43 242V244ZM48 243V241H47ZM46 243V244H47ZM214 243V242H213ZM179 244V243H178ZM212 244V243H211ZM180 245V244H179ZM199 245V244H198ZM215 245V244H214ZM22 246V245H21ZM185 246V244L183 245ZM25 246V248H21L22 249V252H25L26 249H28L29 247H31V245L28 247ZM215 247V246H214ZM218 247V246H217ZM16 248V247H15ZM46 248V247H45ZM179 248V247H177ZM192 248V246H191ZM211 248V247H210ZM213 248V247H212ZM14 249V248H13ZM30 249V248H29ZM180 249V248H179ZM189 249V248H187ZM196 249V248H195ZM233 249V251H232ZM219 250V251H220ZM180 251V250H178ZM187 251V250H186ZM191 251V249L189 250ZM13 252V251H12ZM15 252V251H14ZM26 252H28V250H26ZM43 252V251H42ZM109 252V251H108ZM224 252V254H225ZM29 253L27 255H29ZM39 253V252H38ZM110 253V252H109ZM181 253V252H180ZM184 253V252H183ZM181 253V254H183ZM187 253V252H186ZM185 253V254H186ZM16 254V253H15ZM31 254V255H32ZM37 254V252H36ZM35 254V255H36ZM39 254H42V253H39ZM175 254V253H174ZM179 255V254H178ZM187 255V254H186ZM37 258L39 255H36ZM45 256V255H43ZM119 256V257H120ZM123 256V257H124ZM189 256V255H187ZM29 257V256H27ZM32 257V256H31ZM112 257V256H111ZM181 257V258H180ZM190 257V256H189ZM3 258V257H2ZM30 258V257H29ZM40 258V256H39ZM44 258V257H43ZM48 258V257H47ZM113 258V257H112ZM111 258V259H112ZM180 258V260H179ZM17 259V258H16ZM102 260H100L99 264H119L117 263V260H114V261H110V260H106L104 261V258H101ZM123 259V258H122ZM126 259V258H124ZM123 259V260H124ZM187 259V258H186ZM191 259V258H190ZM27 260V259H26ZM32 260V258H31ZM127 260V259H126ZM131 260H129L131 262ZM185 260V258H184ZM15 261V260H14ZM18 262V260H16ZM33 261V260H32ZM116 261V262H115ZM3 262V261H2ZM20 262V261H19ZM16 263V264H19ZM28 262V261H27ZM119 262V261H118ZM21 263V262H20ZM44 263V264H45ZM68 263V262H67ZM182 263V262H181ZM98 264V263H97ZM129 264V262H128ZM132 264V263H131Z\"/></svg>","mask_w":264,"mask_h":264}]
</instances>
